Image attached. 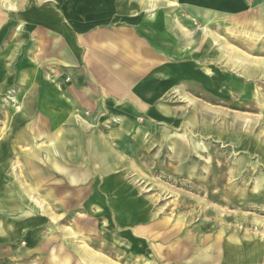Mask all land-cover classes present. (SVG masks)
I'll return each mask as SVG.
<instances>
[{"label": "crops", "instance_id": "obj_1", "mask_svg": "<svg viewBox=\"0 0 264 264\" xmlns=\"http://www.w3.org/2000/svg\"><path fill=\"white\" fill-rule=\"evenodd\" d=\"M263 9L264 0H0V264H264V244L248 240L175 251L162 231L159 243L150 209L116 174L128 133L101 129L150 118L168 96L174 14L233 25Z\"/></svg>", "mask_w": 264, "mask_h": 264}, {"label": "rangeland", "instance_id": "obj_2", "mask_svg": "<svg viewBox=\"0 0 264 264\" xmlns=\"http://www.w3.org/2000/svg\"><path fill=\"white\" fill-rule=\"evenodd\" d=\"M173 20L168 96L150 118L101 124L128 133L116 174L150 209L159 243L173 232L175 251L216 237L264 244V9L233 25L185 12Z\"/></svg>", "mask_w": 264, "mask_h": 264}, {"label": "bare ground", "instance_id": "obj_3", "mask_svg": "<svg viewBox=\"0 0 264 264\" xmlns=\"http://www.w3.org/2000/svg\"><path fill=\"white\" fill-rule=\"evenodd\" d=\"M3 1H4V0H3ZM149 4H150V7H152V8L154 7V3H153L152 1L149 2ZM5 7H7V6H5ZM7 8H8V7H7ZM7 8H6V9H7ZM211 42H212V41H211ZM212 44H213V43H212ZM45 159H46V158H45ZM54 171H55V169H54ZM31 177H32V175L29 176L30 179H32ZM25 179H26V178H25ZM28 180H29V179H28ZM34 204H35L36 206L39 207V204H38L36 201H34Z\"/></svg>", "mask_w": 264, "mask_h": 264}]
</instances>
